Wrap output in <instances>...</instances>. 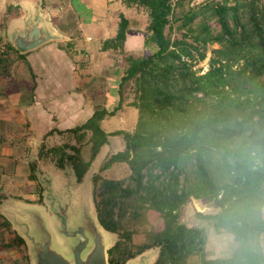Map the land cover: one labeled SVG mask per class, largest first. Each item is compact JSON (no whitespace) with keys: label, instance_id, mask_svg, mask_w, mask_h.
<instances>
[{"label":"trees","instance_id":"trees-1","mask_svg":"<svg viewBox=\"0 0 264 264\" xmlns=\"http://www.w3.org/2000/svg\"><path fill=\"white\" fill-rule=\"evenodd\" d=\"M183 1L123 0L145 12L144 45L155 50L141 56L124 50L129 18L121 13L115 36L102 43L125 64L118 108H98L67 130L77 143L90 131V159L84 161L79 146L68 143L46 149L42 144L40 155L58 168L70 165L80 181L100 147L110 137L122 138L123 149L101 170L121 162L129 175L93 176L98 220L120 237L108 250L111 264L152 246L159 247L154 264H189L194 256L198 264H264V0H188L186 10ZM212 19L219 30L210 27ZM173 30L182 31V38H172ZM208 51V69H193L188 58L196 54L202 60ZM128 86L135 95L128 103L138 112L135 128L107 133L100 120L120 108ZM191 197L213 208L205 214L194 210L195 215L208 220L215 233L233 236L236 247L229 257L207 258L205 228L181 221ZM126 213L153 215L147 241L136 252L125 242L131 233L119 231Z\"/></svg>","mask_w":264,"mask_h":264},{"label":"crops","instance_id":"crops-1","mask_svg":"<svg viewBox=\"0 0 264 264\" xmlns=\"http://www.w3.org/2000/svg\"><path fill=\"white\" fill-rule=\"evenodd\" d=\"M134 11L123 0H0V204L8 198L40 203L37 174L47 169L69 176L70 165L58 168L40 155L42 144L44 149L77 144L82 159H90V131L77 143L67 130L86 122L98 108H118L125 64L119 52L104 50L102 43L115 36L123 13L129 18L124 50L142 49L144 33L139 19L130 16ZM44 12L64 37L24 53L15 50L7 37L11 18H21V23ZM137 118V109L125 100L100 120V128L107 133L133 130ZM109 140L86 173L95 161L103 164L123 149L120 136ZM6 221L0 214V264H26L25 243Z\"/></svg>","mask_w":264,"mask_h":264},{"label":"water","instance_id":"water-1","mask_svg":"<svg viewBox=\"0 0 264 264\" xmlns=\"http://www.w3.org/2000/svg\"><path fill=\"white\" fill-rule=\"evenodd\" d=\"M45 14V19L35 14L8 27L9 44L24 53L63 38L50 14ZM89 175L85 173L78 181L72 167L69 176L47 169L37 174L42 187L40 203L8 198L0 204V214L26 244L30 264H111L108 250L117 234L98 220ZM191 201L196 211H203L198 199L191 197ZM158 253L159 247L148 248L123 264H154Z\"/></svg>","mask_w":264,"mask_h":264},{"label":"rangeland","instance_id":"rangeland-1","mask_svg":"<svg viewBox=\"0 0 264 264\" xmlns=\"http://www.w3.org/2000/svg\"><path fill=\"white\" fill-rule=\"evenodd\" d=\"M188 0H184L183 2L185 3L184 7L181 9L186 10L187 9V3ZM199 2V0H195ZM193 1V2H195ZM205 1V0H204ZM176 11V10H175ZM132 18H138L141 27L143 30L145 29L146 22H147V16L144 11L139 10V11H134L131 12ZM45 12L44 14H41V17L45 19ZM21 18H11L10 20V25L12 24H17L20 21ZM9 25V26H10ZM210 27L216 31L219 30V24L217 23L216 20L212 19L209 21ZM8 26V27H9ZM176 30H173L171 37L172 38H182V31L175 32ZM213 47H217V45H213ZM155 50V47L153 44H147L142 47V49H137V52L135 55L141 56L143 54H149L152 53ZM211 57V53L208 51L206 53V57L202 60H197V55L194 54V59H189V62H192L193 69L197 70L200 72L202 69V72L206 71L208 69V64H209V59ZM187 60V57H185ZM202 94H199V96ZM124 96L125 99L124 101L132 102L134 100V92H133V87L128 86L126 90L124 91ZM102 161H95L94 165L92 166V169H90V179L93 183V176L95 174H100V177L102 178L103 176L111 179H122L126 178L130 171L128 169V166L126 163H115L114 165L108 167L107 169L101 170L102 167ZM50 181L53 182V176L50 174ZM94 188V184H93ZM93 192V189H92ZM99 200V196L96 197ZM94 199V195H93ZM199 201V206L203 210L202 213H208L212 211V206H210L207 202L198 199ZM94 205H95V200H94ZM96 208V207H95ZM195 208L194 205L192 204V201L187 203L185 206H183V209L181 211V221L185 222L188 225H197L199 227L205 228L207 232V240L204 246L205 249V256L207 258H226L229 257L232 252L234 251L236 247V241L234 240L233 236L229 233L223 232V233H215L212 226L209 224L208 220H204L201 217H198L195 215L194 212ZM263 214H264V208H263ZM118 218L117 216V209L115 213V218ZM153 218V215H150L147 219L146 216H144L143 213H138L137 216H129L128 213H126L123 218L121 219L120 222V228L119 231L122 232L124 230L129 231L131 233V237L129 240H126V244H128L129 248L131 249L132 252H136L137 246L145 243L147 241V233L150 230L151 224L148 222L150 219ZM117 234V240L120 238L118 233ZM261 241H262V246L264 250V233L261 236ZM116 240V241H117ZM116 243V242H115ZM155 247V246H152ZM150 247V248H152ZM148 249V248H147ZM25 252L27 256L26 264H30L29 259H28V249L25 244ZM189 264H198V258L196 256L190 257L188 259Z\"/></svg>","mask_w":264,"mask_h":264},{"label":"built area","instance_id":"built-area-1","mask_svg":"<svg viewBox=\"0 0 264 264\" xmlns=\"http://www.w3.org/2000/svg\"><path fill=\"white\" fill-rule=\"evenodd\" d=\"M183 60H185L186 58L185 57H182ZM158 172H160V170H157Z\"/></svg>","mask_w":264,"mask_h":264}]
</instances>
